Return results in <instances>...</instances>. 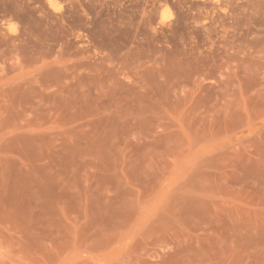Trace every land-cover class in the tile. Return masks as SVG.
Listing matches in <instances>:
<instances>
[{
    "label": "rangeland",
    "instance_id": "374dc122",
    "mask_svg": "<svg viewBox=\"0 0 264 264\" xmlns=\"http://www.w3.org/2000/svg\"><path fill=\"white\" fill-rule=\"evenodd\" d=\"M0 264H264V0H0Z\"/></svg>",
    "mask_w": 264,
    "mask_h": 264
},
{
    "label": "clouds",
    "instance_id": "9594fccd",
    "mask_svg": "<svg viewBox=\"0 0 264 264\" xmlns=\"http://www.w3.org/2000/svg\"><path fill=\"white\" fill-rule=\"evenodd\" d=\"M53 7H56L57 9L59 8V5H57V4H53ZM171 17H172V12L171 11H169V9L168 8H165L164 9V12H163V19L164 20H169V19H171Z\"/></svg>",
    "mask_w": 264,
    "mask_h": 264
}]
</instances>
